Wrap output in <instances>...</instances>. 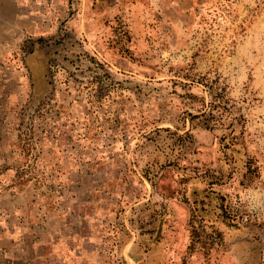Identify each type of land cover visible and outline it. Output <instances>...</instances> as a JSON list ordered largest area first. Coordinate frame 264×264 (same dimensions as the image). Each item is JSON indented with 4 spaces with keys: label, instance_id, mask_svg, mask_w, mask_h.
<instances>
[{
    "label": "rangeland",
    "instance_id": "obj_1",
    "mask_svg": "<svg viewBox=\"0 0 264 264\" xmlns=\"http://www.w3.org/2000/svg\"><path fill=\"white\" fill-rule=\"evenodd\" d=\"M0 264H264V0H0Z\"/></svg>",
    "mask_w": 264,
    "mask_h": 264
}]
</instances>
